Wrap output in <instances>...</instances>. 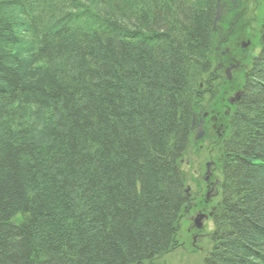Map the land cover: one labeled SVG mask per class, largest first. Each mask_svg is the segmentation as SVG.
Returning a JSON list of instances; mask_svg holds the SVG:
<instances>
[{"label":"trees","instance_id":"16d2710c","mask_svg":"<svg viewBox=\"0 0 264 264\" xmlns=\"http://www.w3.org/2000/svg\"><path fill=\"white\" fill-rule=\"evenodd\" d=\"M92 4L80 18L75 0H0V264H135L173 247L216 0ZM262 47L229 117L204 264H264ZM26 108L66 134L27 142L41 122Z\"/></svg>","mask_w":264,"mask_h":264},{"label":"rangeland","instance_id":"374dc122","mask_svg":"<svg viewBox=\"0 0 264 264\" xmlns=\"http://www.w3.org/2000/svg\"><path fill=\"white\" fill-rule=\"evenodd\" d=\"M212 16L211 29L216 32V37L209 38L208 49L211 55L209 61L206 60L211 69L201 77L197 99H202L195 103L199 106L192 113V133L188 135L181 162L178 163L184 176L182 193L187 195V200L181 206L180 216L172 224V238L169 241L173 247L135 264H203V261L211 258V251L217 246V241L213 244L215 214L213 217L211 214L217 209L215 207L219 205L221 198V171L226 164L223 145L231 124L229 117L236 106L231 101L236 98V92L243 93L244 80L251 75L248 70L253 59L261 60L258 56L264 44V0H257L253 5L248 0H216ZM234 62L239 67H235ZM259 64L263 66L262 73L264 63ZM227 87L231 90L226 89ZM36 113L38 114L36 108H26L24 112L26 124L30 128L34 126L33 122H41V125L33 129L27 142L46 150L57 130L62 134H66V131L58 128L53 117L44 116L37 121ZM51 125H55L54 128ZM76 194L77 192H73V197ZM196 197H203L202 201L210 204L209 207L206 205L208 208L204 209L205 204H201L197 208L196 204L199 202L193 201ZM19 221L21 224V217L15 218L11 223ZM64 224L67 227L72 224L73 229L78 227L73 220H65ZM36 232L33 234L36 235Z\"/></svg>","mask_w":264,"mask_h":264},{"label":"bare ground","instance_id":"6f19581e","mask_svg":"<svg viewBox=\"0 0 264 264\" xmlns=\"http://www.w3.org/2000/svg\"><path fill=\"white\" fill-rule=\"evenodd\" d=\"M76 2H77V4H78V6H77V11H74V13L73 14H76V15H81V16H79L80 18H82V17H84V15H85V13L84 12H86L87 14H88V16L89 17H92V13L91 14H89L88 12H87V10L86 9H94V5L92 4L93 3V1L95 2V0H75ZM256 1L257 0H248V2H249V4L251 3V5H253V4H255L256 3ZM121 25L124 27V28H127L128 29V23H125V22H123V23H121ZM214 27L216 28V26L214 25ZM216 37V32L214 33V32H211V36L210 37ZM263 50H261V53H263L262 52ZM225 55H226V53H225V51L223 52ZM254 60V59H253ZM255 64H256V62L255 61H253L252 62V68L254 69L255 68ZM233 65L235 66V67H239V64L238 63H236V62H234L233 63ZM249 69H251V67L249 68ZM229 81H231V80H229ZM211 83H214V82H209V84H211ZM224 87H226V86H224ZM237 88H239V87H237ZM226 89H228V90H231L230 88H226ZM233 91V90H232ZM235 92V91H234ZM211 94L212 95H214L212 92H211ZM236 94V98L233 100V101H231V103H234L235 105H236V103H238L239 101H241V99H242V95L244 94V92L241 94V92H236L235 93ZM197 96H199V93H197ZM230 110V109H229ZM20 109H18V110H16L15 109V112H14V109H10V110H8V111H4V112H2V113H4V118H8L11 114H15V115H18L19 113H20ZM198 125H200V124H198ZM52 126V128H54V125H51ZM221 127V126H220ZM224 129H225V131L227 130V128H225L226 126H225V124H224ZM178 162V161H177ZM180 162H181V160H180ZM179 162V163H180ZM175 174H176V176H177V178L179 177V180H183V178H184V176H183V174H182V172H181V170H180V168H179V166H177L176 168H175ZM183 176V177H182ZM217 196V195H216ZM79 197H81V196H79ZM204 197V196H203ZM203 197H201V198H195L193 201L194 202H199V204H196V207L198 208L199 207V205H201V204H205L204 206H203V208L204 209H207L208 207H209V205L210 204H206V202H204V201H202V199H203ZM187 200V195L185 194H183L182 195V201L180 202V204H179V207H178V209H177V214H176V216H175V218H173V221H174V219L176 220V218H178L179 216H180V210H181V206H182V204L185 202ZM208 207H207V206ZM213 207H215V206H213ZM218 206H216L215 208H217ZM216 213V210H215V212H212V214H211V217H213L214 216V214ZM172 221V222H173ZM201 250V249H200ZM199 250V251H200ZM195 251V250H194ZM201 252V251H200ZM210 262V261H209ZM205 263V261H203V264Z\"/></svg>","mask_w":264,"mask_h":264}]
</instances>
